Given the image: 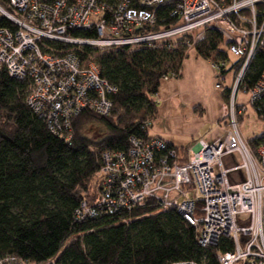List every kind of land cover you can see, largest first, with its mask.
<instances>
[{
    "label": "built area",
    "instance_id": "built-area-1",
    "mask_svg": "<svg viewBox=\"0 0 264 264\" xmlns=\"http://www.w3.org/2000/svg\"><path fill=\"white\" fill-rule=\"evenodd\" d=\"M162 5H169L173 22L155 30ZM0 16L10 22L0 26V69L29 80L27 106L45 120L51 133L67 140L72 119L85 109L108 114L110 95L116 91L100 76L93 59L82 61L77 53L86 47L102 52L159 45L187 51L205 38L209 27L220 31L228 52L245 58L229 102L222 106L230 129L212 142L199 140L184 162L157 137L132 136L128 150L104 151L96 172L101 194L94 205L82 201L75 218L130 210L151 197L163 210L176 207L197 227L202 247L230 240L231 250L217 252L218 264H264V143L252 152L236 120L247 108L237 102V86L256 46L264 41V0H7L0 5ZM75 31L95 35H74ZM221 65L212 63L218 75ZM247 93L251 105L264 97V69ZM260 118L264 121L263 115ZM197 203L201 215H195ZM0 264L26 262L6 255Z\"/></svg>",
    "mask_w": 264,
    "mask_h": 264
},
{
    "label": "trees",
    "instance_id": "trees-1",
    "mask_svg": "<svg viewBox=\"0 0 264 264\" xmlns=\"http://www.w3.org/2000/svg\"><path fill=\"white\" fill-rule=\"evenodd\" d=\"M168 6L158 9L155 30L162 23L173 22ZM0 26H10V22L0 16ZM74 35L89 37L95 32L75 31ZM222 45L228 43L221 32L209 27L193 50L215 64L221 63L220 76L229 72L235 76L245 58L229 61ZM77 55L85 62L93 59L100 76L116 91L110 95L108 114L85 109L72 119L68 140L51 133L45 120L27 106L29 80L10 77L5 68L0 69V258L12 255L30 264L49 260L58 264H218L217 252L231 250V241L224 238L202 247L197 227L176 207L163 210L151 197L130 210L75 218L82 201L94 205L101 194L96 172L102 153L128 150L132 136L143 140L152 137L148 128L158 115L152 96L165 76H180L185 48L159 45L99 52L86 47ZM263 69L264 41L256 46L237 90L248 92ZM230 86L224 89V99ZM252 106L259 117L264 116V97ZM91 126H95L93 134ZM247 141L256 150L264 143V131ZM164 142L177 152L179 161L187 160V148ZM199 206L197 203L195 215H201ZM262 215L264 227V196Z\"/></svg>",
    "mask_w": 264,
    "mask_h": 264
},
{
    "label": "rangeland",
    "instance_id": "rangeland-1",
    "mask_svg": "<svg viewBox=\"0 0 264 264\" xmlns=\"http://www.w3.org/2000/svg\"><path fill=\"white\" fill-rule=\"evenodd\" d=\"M221 47L227 52L229 61L235 60L226 45ZM193 53H189L183 60L181 76L162 81L158 93L152 96L158 104V115L149 127L163 133L167 139L183 143L188 149L201 139L212 142L223 137L230 129L228 118L220 115L222 106L230 99V96L223 98L224 89L229 84L232 86L237 74L233 76V73L229 72L224 79L223 75L219 76L212 67V61ZM247 98V92H237V102L247 104L242 119H236L237 129L248 145L249 138L264 131V121L247 102ZM94 129L95 126H91L90 134H93ZM252 152L255 153V150ZM233 155L238 164L240 159L237 154ZM241 176L243 177L242 173ZM243 218L244 216H241V219Z\"/></svg>",
    "mask_w": 264,
    "mask_h": 264
},
{
    "label": "crops",
    "instance_id": "crops-1",
    "mask_svg": "<svg viewBox=\"0 0 264 264\" xmlns=\"http://www.w3.org/2000/svg\"><path fill=\"white\" fill-rule=\"evenodd\" d=\"M193 53L194 55H196V56H198L197 54H196V52L193 50V49H190V50H188L187 51V56H188V54L189 53ZM186 56V57H187ZM182 66V65H181ZM181 76V75H180ZM224 77V79L227 77V74L225 75V76H223ZM220 116H222V114L220 115ZM148 135L149 136H152V137H157V138H160V139H162V140H164V141H167V142H169V143H171V144H173V145H175V146H182V147H185V148H187L183 143H180L179 141L177 142V141H174L173 139H167L164 135H163V133H160V132H158L157 130H151V128L149 129L148 128ZM195 146H196V144H195ZM195 146H193L191 149H188V152H190L193 148H195Z\"/></svg>",
    "mask_w": 264,
    "mask_h": 264
}]
</instances>
